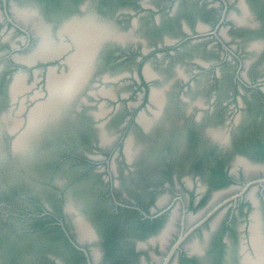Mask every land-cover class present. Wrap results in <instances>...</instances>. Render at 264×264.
<instances>
[{"label":"flooded vegetation","instance_id":"1","mask_svg":"<svg viewBox=\"0 0 264 264\" xmlns=\"http://www.w3.org/2000/svg\"><path fill=\"white\" fill-rule=\"evenodd\" d=\"M78 15L111 16L118 33L96 47L90 74L31 155L8 150L0 160V264H258L264 0H0V108L12 106L18 132L48 94L49 72L71 83L64 76L78 39L63 25ZM38 25L63 47L29 62ZM149 56L158 72L143 71ZM177 62L191 73L181 75ZM124 63L130 72L102 73ZM108 81L132 92L105 89ZM12 137L2 127L1 152ZM46 143H69L62 159L81 166L60 161L57 175L47 172Z\"/></svg>","mask_w":264,"mask_h":264},{"label":"bare ground","instance_id":"2","mask_svg":"<svg viewBox=\"0 0 264 264\" xmlns=\"http://www.w3.org/2000/svg\"><path fill=\"white\" fill-rule=\"evenodd\" d=\"M25 17L26 15H24V19ZM43 26L45 25L43 24ZM43 26L40 27L38 25L35 27V32H37L41 38L39 43L40 47L36 50V52L34 51L33 53L31 52L30 54L24 56L26 61L31 62L35 60V57L43 59L44 57L52 56L63 47L62 41L56 42V40L52 38L49 28ZM63 30L67 31L70 34V37L78 39V52L77 56L73 58V66L70 68L71 70L68 74L65 76L62 75V77L64 76L67 80H70L69 82L71 83H67L68 85L66 86V83L63 84L64 77L62 78V82L59 75H54L49 72L47 75V100H39L26 111V127L23 128L24 130L21 132H18L17 128V126H19V122L21 123L18 118L13 117V120L11 121V118L9 119L6 113L0 118V131L2 127H6L8 131L13 134V149L22 158L26 157V155L32 150L34 143L37 142V139L43 133L45 127L55 121L58 116H60V114L73 102L77 95V91H79L84 80L88 77L87 75L90 74L94 51L99 45V41L102 40L100 38L108 35L111 37L112 35V32L108 28L101 26L92 18L86 20L72 19L71 21H66L63 25ZM21 82L22 74H15L10 87V93L12 96H15V94L19 91ZM18 112L19 111H17V113ZM252 238L253 240L251 241L254 243L255 255L259 258L258 264H264V256L258 248V234H252L251 239ZM243 261L246 264H253L256 262H251V259L246 257Z\"/></svg>","mask_w":264,"mask_h":264},{"label":"rangeland","instance_id":"3","mask_svg":"<svg viewBox=\"0 0 264 264\" xmlns=\"http://www.w3.org/2000/svg\"><path fill=\"white\" fill-rule=\"evenodd\" d=\"M106 18H107V20H110L111 22H112V18H111V16H105ZM124 33H125V31L124 30H122ZM122 32V33H123ZM128 33V32H127ZM135 36L137 37V38H141V39H143V38H145L144 36V34L141 32V31H139V30H136L135 31ZM13 37H15V35H13ZM200 54H202V53H200ZM152 59V58H151ZM150 59V56H149V58H147V60L143 63V65H142V69H143V71L146 73V74H148V73H154V72H158L159 71V68L158 67H155V66H157V64H156V61L155 60H151ZM178 63V62H177ZM177 63H175V66L176 65H178V64H180L181 62H179L178 64ZM134 69H137V66H134L133 67ZM175 69H176V67H175ZM101 70H102V73H105V74H108L109 76H114V75H116V74H123V73H127V72H130L131 71V68H130V65H128V64H126V63H124V64H119L118 66L116 65V66H114V67H110V66H107V65H104L102 68H101ZM177 70L178 71H181V75H185V76H188L191 72V69H190V65L189 64H187V63H181L178 67H177ZM149 71V72H148ZM202 77V79L203 80H205V81H207V76L206 75H202L201 76ZM204 77V78H203ZM165 79H167V78H165ZM33 80H34V78H33V76H30V75H28L27 76V78H26V84H31L32 82H33ZM168 81L170 80V79H167ZM166 80V81H167ZM120 81H122L121 79H120ZM121 83V82H120ZM40 84H41V82L39 81V82H37L36 84H35V86H36V88H38V87H40ZM105 89L106 88H114V87H116V88H118V90L119 91H121V92H132V90L130 89V88H128V86L127 85H125V86H122V85H119V83H113V82H110V81H108V82H106L104 85H102ZM127 86V87H126ZM47 93V92H46ZM31 93H29V94H25L24 96H26V95H30ZM46 96V95H45ZM201 97V96H200ZM207 97V95H204L203 97H202V99H203V101H205V98ZM43 98V97H42ZM41 98V99H42ZM40 99V101H43V100H41ZM107 106H112L110 103H107ZM4 113H6L7 115H8V118L10 119L11 117H13V115H14V110H13V108H12V106H7V107H1L0 108V118H1V116L4 114ZM12 119V118H11ZM118 126H111V131L113 132V133H116V132H118ZM4 134V133H3ZM6 134V133H5ZM1 141V140H0ZM9 142L10 141H8V147H7V149H6V152L4 151V146H2L3 147V149H2V152H0V160H2L3 161V159H2V157L4 158L5 157V153H7V151H8V149H9ZM67 144H69V143H67ZM67 144H65V143H54V144H49V143H46V148H47V151H49L50 153H51V156H50V158L52 157V159H51V161L50 162H46V163H44L43 164V168H45V170L47 171V172H51V173H53V174H55V175H57L56 173H57V167L58 166H62V164H60L59 162L60 161H62V162H64L63 164L64 165H70L72 162H73V160L75 159V158H72V157H68V158H66V159H62L63 157V154L65 153V152H68V151H66L70 146H72V145H70V146H67ZM71 148L72 147H70L69 148V150H71ZM10 152V151H9ZM8 152V153H9ZM8 156L6 157L7 158V160H8V162L10 163V165L9 166H11V164H12V161H11V159H10V156H9V154H7ZM69 162H70V164H69ZM73 163H75V162H73ZM73 166H75V167H79V166H81L80 164H77V163H75ZM172 166L175 168V164H172ZM77 170H78V168H77ZM59 176V175H58ZM60 177V179L63 177V175H60L59 176ZM17 198H15V200H16ZM16 206H18V204H15ZM15 223H18V224H24V225H27V224H25V222H22L21 220H20V222H19V220L17 219L16 220V218L14 219H12Z\"/></svg>","mask_w":264,"mask_h":264},{"label":"water","instance_id":"4","mask_svg":"<svg viewBox=\"0 0 264 264\" xmlns=\"http://www.w3.org/2000/svg\"><path fill=\"white\" fill-rule=\"evenodd\" d=\"M89 18H92L93 20L98 22L101 26H104V27L108 28L112 32V35L118 33L116 26H114L113 23L110 20H107L105 18L96 19V18H94V17H92L90 15H84L83 17L78 15V16L72 17L69 21H71L72 19H74V20H86V19H89ZM112 35H111V37H112ZM111 37L108 35V36H105L103 38H100L102 40L99 41V45L97 47L100 48L105 42H107L110 39H112ZM94 55H95V52H94ZM47 97H48V94L44 98H42L41 100L45 101V100H47ZM13 137L9 140L10 142H9V149L8 150L12 154V157L18 158L19 155L13 149ZM40 144H41V141H37L36 143H34V146H33L32 150L26 155V157L30 156L31 153L33 152V150H35L36 147L38 145H40ZM26 157H23V158H26Z\"/></svg>","mask_w":264,"mask_h":264}]
</instances>
